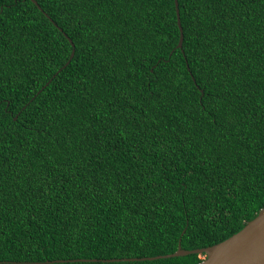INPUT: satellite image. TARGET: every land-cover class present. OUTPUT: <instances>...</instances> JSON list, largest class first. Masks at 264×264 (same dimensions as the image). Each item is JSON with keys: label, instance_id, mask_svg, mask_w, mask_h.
Returning a JSON list of instances; mask_svg holds the SVG:
<instances>
[{"label": "trees", "instance_id": "trees-1", "mask_svg": "<svg viewBox=\"0 0 264 264\" xmlns=\"http://www.w3.org/2000/svg\"><path fill=\"white\" fill-rule=\"evenodd\" d=\"M177 3L180 48L174 0H0V264H199L103 260L264 207V0Z\"/></svg>", "mask_w": 264, "mask_h": 264}, {"label": "water", "instance_id": "water-1", "mask_svg": "<svg viewBox=\"0 0 264 264\" xmlns=\"http://www.w3.org/2000/svg\"><path fill=\"white\" fill-rule=\"evenodd\" d=\"M174 6L176 23L180 33L177 47L180 48L182 45L183 34L180 25L177 0H174ZM69 42L71 41L69 40ZM73 54L74 50L71 51L70 57L63 67L69 63ZM190 254L204 255L203 260L199 264H264V207L252 220L246 223L239 232L215 245L201 249L183 250L178 244L177 250L174 253L164 256L141 259H110L103 260V262L155 260L161 258L182 257ZM90 261L96 260L93 259Z\"/></svg>", "mask_w": 264, "mask_h": 264}]
</instances>
